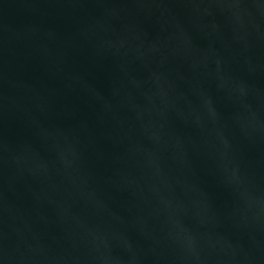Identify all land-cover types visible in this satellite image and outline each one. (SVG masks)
Masks as SVG:
<instances>
[{
    "label": "water",
    "instance_id": "obj_1",
    "mask_svg": "<svg viewBox=\"0 0 264 264\" xmlns=\"http://www.w3.org/2000/svg\"><path fill=\"white\" fill-rule=\"evenodd\" d=\"M0 264H264V0H0Z\"/></svg>",
    "mask_w": 264,
    "mask_h": 264
}]
</instances>
